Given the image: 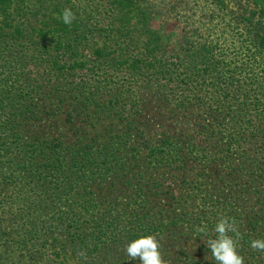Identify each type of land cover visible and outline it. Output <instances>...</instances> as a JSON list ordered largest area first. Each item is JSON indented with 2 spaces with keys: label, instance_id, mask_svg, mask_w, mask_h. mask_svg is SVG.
<instances>
[{
  "label": "trees",
  "instance_id": "obj_1",
  "mask_svg": "<svg viewBox=\"0 0 264 264\" xmlns=\"http://www.w3.org/2000/svg\"><path fill=\"white\" fill-rule=\"evenodd\" d=\"M14 2L0 0V43L6 42L8 37L16 42H32L41 53L54 52L48 69L49 78L57 80L49 86L55 87L64 100L71 98L75 90L88 92L90 87L102 83L123 85L126 89L122 91L129 95L134 93L135 100H142L139 95L142 89L147 88L153 94L166 92L177 87L180 81L188 80L185 83L187 89H182L187 94L181 102L185 109L192 105L202 108L208 105L209 112L227 113L225 123L235 121L240 126L249 113L263 111L256 110L260 105L257 100H251L245 108L242 105L234 108V100L245 94L239 82L225 83L213 92L206 93L207 89L196 91L199 82L210 75L209 69L216 70L219 66L220 61L211 56L213 42L206 38L196 45L190 40V47H184L176 55V60L185 58L186 66L182 72L175 71L169 62L172 57L164 46L162 35L153 27L155 12L146 0H99L105 8L100 7L96 13L92 8V15L82 10L83 0H38L32 9L23 0L19 2L21 9L18 5L15 9ZM217 5L220 10L228 9L225 0H218ZM64 8H71L75 13L71 25H65L60 18ZM173 8L174 5L170 10ZM251 17L248 18L249 26L244 28L247 42L253 48L250 56L264 68V9L251 12ZM72 38L76 41L74 47L70 42ZM79 44L84 45V51L89 50L92 57L83 56ZM11 51L13 49L0 52V69L11 74L8 79L4 78L5 71L0 72V91L16 89L22 100L13 99L12 107L0 112V179L3 176L0 181V264H130L126 258L123 262L116 258L120 243L148 234L159 240V250L166 264H217L207 241L215 237L216 221L225 216L234 218L237 223L240 232L237 251L243 256L244 264H264V250L254 249L249 243L252 239H264V200L257 213L259 217L250 221L249 230L245 232V225L238 220L239 217L232 215V207L227 202L224 188L229 185L228 179L220 182L224 184L220 187L216 183L207 146L192 150L196 155L195 162L202 164L205 176L191 184L178 207L161 216L152 213L150 221L145 223L148 217L141 218L137 212L141 203L151 204L153 199L143 190L144 183L136 187L138 192L128 203V209L118 211L119 217L112 219V213H102L96 224L89 226L90 217L100 213L94 199L89 198L91 193L86 184L89 180L100 178V182L105 183L113 174L121 173L128 177L125 186L133 189L134 178L129 179V176L139 168L140 152L147 149L141 181L155 172L158 164L172 170L177 167L179 171L185 165L181 159L177 163L179 152L170 155L175 149L169 146L143 148L144 142H135L136 146L126 150L125 137L119 136H113L104 144L100 143L98 134H94L89 142L71 144L60 138L49 142L38 138L23 139L20 123L36 118L35 98L47 81L34 85L32 93L25 91L24 71L17 73L18 68L14 71L18 54ZM159 74L171 77L166 84H156L153 78ZM141 77L147 78L144 84L139 83ZM243 98H247L246 95ZM245 102L249 100L241 101ZM67 119L71 123L74 121L71 114ZM142 136L140 133V138ZM224 151L222 149L219 153ZM133 160V171H127L126 162ZM249 167L254 168L251 164ZM236 169L241 170L243 166L238 164ZM251 177L250 172L244 175V179ZM115 201L117 199H112V204ZM176 209L180 212L177 213ZM129 213L131 220L126 222L127 218L123 216ZM202 221L207 224L208 232L197 235L196 229ZM167 228L177 238L163 243L168 239L165 236ZM180 238H196L201 243L198 253L192 249L174 250Z\"/></svg>",
  "mask_w": 264,
  "mask_h": 264
},
{
  "label": "rangeland",
  "instance_id": "obj_2",
  "mask_svg": "<svg viewBox=\"0 0 264 264\" xmlns=\"http://www.w3.org/2000/svg\"><path fill=\"white\" fill-rule=\"evenodd\" d=\"M14 1V8L16 9V5H18L21 9L19 5L21 0ZM23 1L30 6V9L38 3V0ZM98 1L83 0L82 10L90 15H92L90 12L92 8H95L92 12H98L100 7L105 6ZM146 1L151 3V10L155 12L153 27L162 35L164 46L172 57L169 62L175 71L182 72V68L186 66L185 58L176 60V55L184 47H190L188 44L190 40H193L196 45L206 38L213 42L211 56L220 61L219 66L216 70L209 69L212 73L210 71V75L199 82L196 91L207 89L206 93L209 90L213 92L225 83L239 82L243 85L242 90L245 94L242 93L238 99L234 100V108L240 107V105L245 108L251 103V100H257L260 105L256 107V110L263 111L249 113L240 126L235 121L225 123L224 117L227 113L224 112L225 114L220 115L219 112H209L208 105L203 108L192 105L185 109L181 102L187 94L183 93L182 89H187L185 83L188 80L180 81L177 87H171L166 92L159 91L153 94L147 88L142 89V92L139 93L142 100L139 98L135 100L134 93L129 95L128 92L122 91L126 89L123 85H108L107 83H102L97 87L92 86L88 92L80 93L75 90L72 92L71 98L67 97V100H64L57 93L56 88L51 87L57 79L49 78L48 64L53 60L54 52L41 53L32 42H16L7 37L6 42L0 43V48H2L0 52L13 49L11 53L18 54L16 61L18 64L15 63L14 71L17 68V73L24 71L23 89L32 93L34 85L37 86L39 83L47 81L45 88L41 87L38 98H35L37 104L33 106L37 109L36 118L21 122L19 130L25 140L38 138L49 142L54 138H60L69 144L76 141L86 143L94 134H98L101 144L113 136L127 137L128 141L123 139V142L126 143V150L144 142L143 148L169 146L175 149L170 155L173 156L179 152L180 158L177 163L181 159L185 165L184 169L179 171L176 167L175 170H172L161 163L158 164L155 172L150 171L153 173L141 181V171H143L146 154L149 151L148 149L142 150L138 157L139 168L129 176V179L134 178L133 189L130 186H125V180L128 177L122 176L121 173L113 174L105 183H101L100 178L86 182L88 191L91 193L89 198L94 199L100 211L97 215L90 217L89 226L96 224L97 218L102 213H112L110 216L112 219L119 217L120 212L118 211L128 209V203L138 192L137 188L144 183L143 190L150 195V199H153L151 204L141 203L139 212H137L141 218L148 217L145 219V223L150 221L152 213L161 216L168 210L178 207L179 200L188 192L191 184L197 178L205 176L202 174V164L195 162L196 155L192 150L194 147L207 146L208 155L214 165L213 171L216 173V183L220 187L224 185L220 182H225L228 179L229 185L224 188L228 197L227 202L232 207V215L239 217L238 220L245 225V232H248L249 223L255 217H259L257 213L262 209V200H264V94L262 93L264 92V85H262L264 83V68L263 65L253 61L250 56L253 48L247 42V30L244 28L249 26L248 18L251 17V12L264 9V0H225L228 5L227 10H220L216 7L218 0ZM173 5L174 8L170 10ZM48 13L51 15L50 10ZM70 42L74 47L75 38H72ZM79 45L82 47L76 48H79V51L82 50L83 56L92 57L89 50L84 51V45ZM31 58L34 59L31 60ZM3 71L5 70L0 69V72ZM170 77L159 74L155 75L153 79L156 84H166ZM4 78L10 79V72L7 71ZM192 79H194L193 75ZM139 80L140 84L141 82L144 84L147 78L141 77ZM50 84L51 86H49ZM1 86L2 84H0V90ZM18 93L19 91L16 89L0 91V112L4 113L12 107L13 99L22 100ZM245 95L251 99L243 98ZM243 100H249V102L241 103ZM197 102L198 100H196V104ZM260 113L262 114L259 115ZM68 114H71L74 119L72 123L68 122ZM140 133L143 138H140ZM222 149L225 151L219 153ZM238 164H241L243 169H236ZM250 164L254 168H250ZM125 165L127 171H133L134 160L127 161ZM226 166L230 168L227 169ZM247 172L251 173V179H244ZM235 174H237V179ZM2 177L0 181H2ZM3 187L7 188L6 185ZM0 193H2L1 188ZM112 199H117V201L112 204ZM152 205L154 207L150 212L149 209ZM176 211L180 212L179 209ZM123 217L127 218L126 222L131 220L130 213ZM85 226L87 227V225ZM135 234H137L136 231ZM165 236L168 239L163 243L167 240L175 241L177 238L169 232V228H167ZM120 239L123 238L120 237ZM127 243V241L121 242L117 249L116 258L120 262H123L125 258L128 260L124 252ZM200 245L201 243L196 238L189 240L180 238L178 247L174 250L181 252L192 249L198 253ZM167 252L170 253L169 250ZM128 261L130 264L133 262L139 264V260Z\"/></svg>",
  "mask_w": 264,
  "mask_h": 264
},
{
  "label": "clouds",
  "instance_id": "obj_3",
  "mask_svg": "<svg viewBox=\"0 0 264 264\" xmlns=\"http://www.w3.org/2000/svg\"><path fill=\"white\" fill-rule=\"evenodd\" d=\"M65 25H71L75 19V13L71 8H64L60 14ZM214 238H209L207 247L211 249L213 259L217 264H244V258L237 248L239 246L240 232L234 218L221 217L215 223ZM208 227L205 222H201L196 229V234H207ZM232 233L233 235H229ZM250 247L258 250H264V239H252ZM159 240L153 234L142 235L139 238L130 240L124 252L131 261L139 260V264H166L159 250Z\"/></svg>",
  "mask_w": 264,
  "mask_h": 264
}]
</instances>
